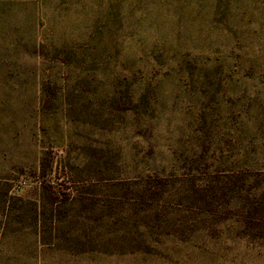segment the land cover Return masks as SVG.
<instances>
[{"label": "rangeland", "instance_id": "1", "mask_svg": "<svg viewBox=\"0 0 264 264\" xmlns=\"http://www.w3.org/2000/svg\"><path fill=\"white\" fill-rule=\"evenodd\" d=\"M0 264H264V0H0Z\"/></svg>", "mask_w": 264, "mask_h": 264}]
</instances>
